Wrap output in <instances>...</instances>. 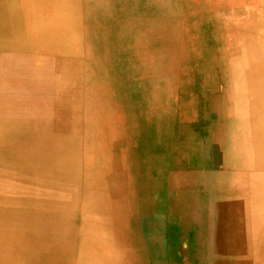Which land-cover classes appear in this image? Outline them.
I'll use <instances>...</instances> for the list:
<instances>
[{
	"label": "rangeland",
	"instance_id": "obj_1",
	"mask_svg": "<svg viewBox=\"0 0 264 264\" xmlns=\"http://www.w3.org/2000/svg\"><path fill=\"white\" fill-rule=\"evenodd\" d=\"M80 3L90 107L51 116L63 169L7 149L0 264H264V0Z\"/></svg>",
	"mask_w": 264,
	"mask_h": 264
},
{
	"label": "crops",
	"instance_id": "obj_2",
	"mask_svg": "<svg viewBox=\"0 0 264 264\" xmlns=\"http://www.w3.org/2000/svg\"><path fill=\"white\" fill-rule=\"evenodd\" d=\"M80 1L84 7L87 4L98 6V0ZM25 7L26 10L28 7L33 9L30 30L23 21ZM69 7H72V0H0V122L8 120V110H14L11 111L14 115L11 121L22 116L38 115L39 106L51 105L56 93L66 85L65 80L55 76L41 80L40 71L44 68L55 71L61 66L70 73ZM155 9L160 10V7ZM59 44H62L61 50ZM33 76L37 78L36 82L40 77L42 84L47 80L51 86L48 92L41 94L43 98L37 100V106L30 104L34 86L37 88ZM8 96L15 98L9 100ZM2 123L0 141L14 136L23 138L21 132L8 135L5 130L11 126ZM6 155L3 143L0 146V170L2 162L4 180Z\"/></svg>",
	"mask_w": 264,
	"mask_h": 264
},
{
	"label": "bare ground",
	"instance_id": "obj_3",
	"mask_svg": "<svg viewBox=\"0 0 264 264\" xmlns=\"http://www.w3.org/2000/svg\"><path fill=\"white\" fill-rule=\"evenodd\" d=\"M31 73H35V71H31ZM40 73H41V80H43L44 77L51 78L55 76V77H58L59 79L65 80L66 85L64 86V88L61 89V91L59 90L56 93V96L54 98L55 100L53 99V102L51 105L46 104L43 106H39L38 115L22 116L12 121L2 120L0 123L3 122L2 124L11 126V127L6 128L5 130V131H8V135L11 134L12 132H16V133L21 132L22 134L26 136H23V138L25 139L23 138L18 139V138H15L14 136V137H9L3 141L1 140L0 146L2 147L4 143L6 146V149L17 147L13 149L16 156H19L21 158L24 155H26L27 157L30 158L28 161H32L33 164H35V166H38L41 164L43 165L51 164L52 167L53 166L58 167L57 169L59 170V169H63V168H59L60 166L68 165V164H66L63 160H58V158H55L56 156L59 155V149L57 147L55 149L54 145L50 147L48 141L53 140V137H54L53 134L55 132H63V131L69 132L70 127H67L69 126V124L56 127L55 124L53 123V118L59 117V116L66 117L67 115L71 117L72 114L76 116H80V112L71 111V107H76V108H85L86 106L90 107L89 102H90L91 97L90 96L88 98L85 97L86 98V99L84 98L85 105L83 104L84 105L83 106L81 104L82 98H81L80 90L84 89V87H81L80 84H73V83L71 86L70 85L71 78H72L71 74L68 72L67 69L66 70L63 68L61 69V66L59 67L58 70H55V71H52V70L50 71L44 68L42 71H40ZM32 78L36 82L37 78L35 76H33ZM38 79L39 80L36 82L37 88L34 86L35 88L33 89L34 95L32 96V99L30 101V104L32 106H37V100L39 101L41 98H43L41 94H44L45 92H48L49 89H51V86L50 84L47 83V80L43 81V84H42V81H40V77ZM37 94L39 96H37ZM50 101L52 100H49L48 102ZM51 116L52 117L54 116V117L52 118ZM16 127H21V128L15 129ZM73 130L79 131L80 127L73 126ZM27 140L28 141L34 140L35 144L32 147L26 146L25 141ZM17 141H20V142H17ZM63 151L64 150H62V153ZM84 229H87V228H84ZM90 231L92 230L90 229ZM3 263L6 264L5 261H3Z\"/></svg>",
	"mask_w": 264,
	"mask_h": 264
}]
</instances>
